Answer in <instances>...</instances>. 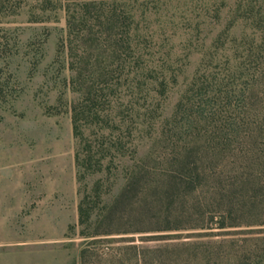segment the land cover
Segmentation results:
<instances>
[{"label":"rangeland","instance_id":"rangeland-1","mask_svg":"<svg viewBox=\"0 0 264 264\" xmlns=\"http://www.w3.org/2000/svg\"><path fill=\"white\" fill-rule=\"evenodd\" d=\"M0 1V264H264V208L250 213L251 200L232 191L245 177L237 150L217 152L210 114L224 113L217 93L234 95L231 68L249 54L264 0H116L169 83L161 94L148 81L122 101L119 130H88L110 150L85 185L65 84L69 0ZM192 107L199 113L189 116ZM179 150L202 166L188 201V169L172 164ZM134 171L152 178L143 192L122 189ZM172 176L175 185L161 182ZM98 179L101 199L89 198L91 217L80 223L84 187L93 192Z\"/></svg>","mask_w":264,"mask_h":264},{"label":"trees","instance_id":"trees-1","mask_svg":"<svg viewBox=\"0 0 264 264\" xmlns=\"http://www.w3.org/2000/svg\"><path fill=\"white\" fill-rule=\"evenodd\" d=\"M15 7L11 6L12 11ZM65 9L67 30L62 43L67 47L68 67L71 70L65 84L75 95L69 100L68 107L77 143V177L85 185L89 175L103 171L102 159L110 150L107 144H95L88 130L94 127L110 132L119 130L122 101L131 102L135 93L141 91L148 81L158 88L157 92L163 94L169 81L163 72L156 73V64L148 60L142 45L134 40V16L131 10L119 9L116 0H69ZM249 37V54L245 60L239 61L237 58L231 68L233 80L228 90L234 94L233 97L229 96L228 91L224 94L221 90L217 93V99L220 104L221 100L224 103L222 118L216 117L219 109L210 114L213 120L211 132L218 135L217 152L225 154L237 150L238 162L243 170L245 178L240 185L231 182L232 191L238 192L240 198L251 200L249 212L253 213L257 207L264 208V15L261 22L252 24ZM128 90V98L122 100L123 93ZM194 112L199 113L192 107L189 116ZM187 147L190 148L191 144H184L180 150ZM180 150L171 153L175 161L172 164L188 169L186 184L193 185L189 197L185 199L188 201L197 193L196 185L200 183L203 172L202 166L197 167L196 160H190V155L184 157ZM96 151L102 154L94 160ZM99 182L100 179L92 190L94 193L87 192L84 187L78 206L80 223L87 222L91 217L93 207L88 205L89 198L95 194L101 199ZM161 182L170 187L175 185L176 178L172 176L170 181L165 178ZM151 183L152 178H145L144 173L134 171L127 177L122 189L125 191L128 186L134 188L139 185L143 192ZM250 191L252 194H249ZM123 193L120 192L117 197ZM221 222L220 227H224L225 222ZM94 233L88 232L89 235Z\"/></svg>","mask_w":264,"mask_h":264}]
</instances>
